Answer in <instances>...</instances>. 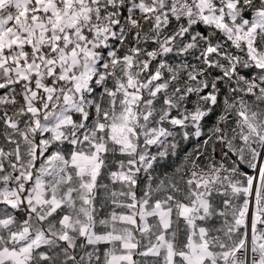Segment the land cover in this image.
<instances>
[{"label":"snow or ice","instance_id":"snow-or-ice-1","mask_svg":"<svg viewBox=\"0 0 264 264\" xmlns=\"http://www.w3.org/2000/svg\"><path fill=\"white\" fill-rule=\"evenodd\" d=\"M0 264H264V0H0Z\"/></svg>","mask_w":264,"mask_h":264}]
</instances>
